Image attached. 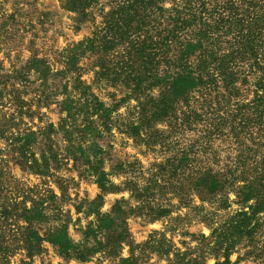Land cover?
<instances>
[{
  "label": "trees",
  "instance_id": "16d2710c",
  "mask_svg": "<svg viewBox=\"0 0 264 264\" xmlns=\"http://www.w3.org/2000/svg\"><path fill=\"white\" fill-rule=\"evenodd\" d=\"M61 7L75 15V31L91 27L88 35L63 49L62 69L53 71L46 58L34 54L0 80L1 264L21 248L28 257L39 253L43 240L61 255L81 260L101 249L100 231H115L111 238L119 249L129 242L123 199L105 213L96 200L87 201V213L96 220L76 244L68 235V218L54 207L56 193L26 186L8 163L11 159L23 172L47 175V159L36 156L33 146L41 135L50 139L60 132L88 161L98 188L110 191L111 173L99 167L103 150L98 140L114 127L138 144L173 147L171 159L184 177L181 203H191L195 196L201 205L193 208L201 211L210 230L208 235L187 233L190 241H182V248L164 232H154L138 246L139 255L149 252L163 264H207L209 258L214 264H264V0H61ZM15 23L13 13L0 15V45ZM86 59L97 86L118 88L120 96L112 94L110 105L81 79L85 68L80 64ZM30 74L39 88L70 74L61 85V99H54L61 114L57 126L48 122L33 130L23 122L33 113L31 101L21 97L32 82ZM250 90L252 98L247 99L244 94ZM48 98L37 95L35 101L47 104ZM130 100L135 103L128 106ZM120 105L126 106L124 115L117 113ZM183 130L199 134L178 146L175 134ZM116 169L122 171V164ZM205 203L214 210L203 213ZM231 204L237 209L216 220L217 211ZM52 208L57 215L48 214ZM168 213L160 207L149 215ZM51 216L62 223L44 238L34 224ZM89 235L95 244L87 249ZM141 260L131 249L121 264Z\"/></svg>",
  "mask_w": 264,
  "mask_h": 264
},
{
  "label": "rangeland",
  "instance_id": "374dc122",
  "mask_svg": "<svg viewBox=\"0 0 264 264\" xmlns=\"http://www.w3.org/2000/svg\"><path fill=\"white\" fill-rule=\"evenodd\" d=\"M2 13H13L17 23L14 25L15 29L1 39L4 43L0 45V61L3 62L5 71L0 73V80H5L7 70L13 65L18 68L34 54L46 58L53 71L62 69L63 49L81 40L91 30L90 25L86 24L79 31H75L72 27L75 15L61 7V0H0V15ZM82 62L80 65L85 70L81 72V79L91 85L93 92L99 98L109 105L113 103L112 94L116 97L120 96L118 88L97 86L93 82L91 61L86 59ZM69 76L70 74L57 76L39 88V83L32 81L35 77L32 74L29 75L32 82L25 86L26 89L23 90L26 92L21 94L25 101H31V111H33L31 116L23 117L26 126L38 130L48 122L58 125L61 114L54 99H61V85L69 80ZM20 91L23 92L21 89ZM37 95L49 97L47 104H43L42 101L36 102ZM244 95L245 98L251 99V90ZM134 103L130 100L128 106ZM125 112L126 106L120 105L117 113L124 115ZM116 114L114 116H120ZM157 127L168 129L164 124H158ZM198 134L199 132L192 133L186 130L176 133L178 146H183ZM98 144L103 150L100 154L103 159L99 167L111 173L108 178L114 186L112 190L106 192L100 190L94 182V177L90 175L91 166L84 156L80 155L76 144L71 146L63 139L60 132L53 133L50 139H45V135H41L33 146L36 156L44 154L47 159L49 164L47 175L23 172L11 161L10 154L6 156L10 159L9 170L26 186H37L40 190L50 188L56 193L58 198L55 200L54 207L61 209L63 219L68 218V235L76 244L83 241L82 231L86 229V226L96 220L92 212L87 213V201L96 200L99 204L98 209L105 213L111 211L117 200L123 199L128 241L131 245L126 241L121 243L120 249L115 247L111 236H115L116 232L105 230L98 232L96 237L102 242L101 249L96 250L85 260L75 256L61 255L51 243L43 240L39 253L28 257L25 249L21 248L8 256L7 264H121V258L129 257L131 249L134 255L142 257L140 264H163L164 261L149 252L139 255L138 246L145 242L150 234L164 232L167 238L172 239L176 246L182 248V241H190L187 233L205 235L210 233L208 225L201 221V211L193 208L200 206V201L193 196L191 203H181L185 193L184 177L180 173V167H177V161L173 162L171 159L174 153L173 147L169 149L158 145L150 147L138 144L132 137L127 136L126 133H120L115 127L110 132H104ZM89 154L92 156V150ZM90 161H93L92 157ZM119 164H122V171L116 169ZM127 182L129 185L126 187ZM230 198L233 199L234 196L231 194ZM204 206L203 213L211 212L215 207L207 203ZM160 207L167 208L169 213L160 218H152L149 212ZM77 208L80 209L77 210ZM236 209L237 205L231 204L227 210L217 211L215 218L222 220L225 214ZM48 214L57 215V209H49ZM53 217L51 216L41 224H34V228L44 238L49 230H53L62 223ZM94 244L93 236L89 235L87 249L92 248ZM191 244L194 245L195 242ZM235 259L236 254L231 256L232 261ZM214 262L213 258L207 260V264H214Z\"/></svg>",
  "mask_w": 264,
  "mask_h": 264
}]
</instances>
